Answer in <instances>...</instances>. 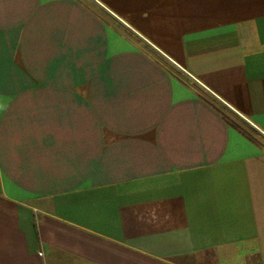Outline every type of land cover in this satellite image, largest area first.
I'll list each match as a JSON object with an SVG mask.
<instances>
[{"label":"crops","instance_id":"crops-1","mask_svg":"<svg viewBox=\"0 0 264 264\" xmlns=\"http://www.w3.org/2000/svg\"><path fill=\"white\" fill-rule=\"evenodd\" d=\"M97 1L0 0V264H264V136L182 70L264 132V0Z\"/></svg>","mask_w":264,"mask_h":264},{"label":"water","instance_id":"water-1","mask_svg":"<svg viewBox=\"0 0 264 264\" xmlns=\"http://www.w3.org/2000/svg\"><path fill=\"white\" fill-rule=\"evenodd\" d=\"M95 1L97 4H99L100 6H102L107 12H109L112 16H114L118 21H120L121 23L125 24L119 17H117L114 13H112L109 9H107L106 7H104L101 3H99L97 0H93ZM125 26H127L125 24ZM128 27V26H127ZM130 29V27H128ZM132 30V29H130ZM138 35V34H137ZM139 37H141L140 35H138ZM142 38V37H141ZM170 60V59H169ZM172 62V61H171ZM178 66V65H176ZM179 67V66H178ZM180 68V67H179ZM186 74H188L189 76H191V78H193L196 82H198L201 86H203L208 92H210L211 94H213L218 100H220L223 104H225L229 109H231L232 111H234L240 118H242L246 123H248L251 127H253L256 131H258L262 136H264V132L262 130H260L254 123H252L249 119H247L246 117H244L243 115H241L238 111H236L234 108H232L230 105H228L225 101H223L222 99H220L217 95H215L211 90H209L207 87H205L204 85H202V83H200L199 81H197L194 77H192V75H190L188 72H186L184 69H182Z\"/></svg>","mask_w":264,"mask_h":264},{"label":"trees","instance_id":"trees-1","mask_svg":"<svg viewBox=\"0 0 264 264\" xmlns=\"http://www.w3.org/2000/svg\"><path fill=\"white\" fill-rule=\"evenodd\" d=\"M230 122L234 125V127L238 128L240 131H242L246 136H248L250 139L254 140V137L251 133L253 134H257L256 131L250 127L248 124H246L244 121H240L242 124H244L246 126L247 129H249L251 131V133H249V131H246V129L242 128V126H240V123H235L232 120H230Z\"/></svg>","mask_w":264,"mask_h":264},{"label":"rangeland","instance_id":"rangeland-1","mask_svg":"<svg viewBox=\"0 0 264 264\" xmlns=\"http://www.w3.org/2000/svg\"><path fill=\"white\" fill-rule=\"evenodd\" d=\"M227 112H228V110H227ZM228 113H230V112H228ZM232 252H235V251H231V252H228V251H227L226 258H231L232 256H230V254H231ZM233 260H234V261H237L236 259H233Z\"/></svg>","mask_w":264,"mask_h":264}]
</instances>
